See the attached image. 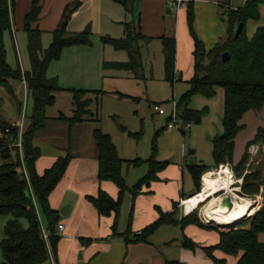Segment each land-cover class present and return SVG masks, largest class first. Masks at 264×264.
<instances>
[{"label":"trees","instance_id":"trees-1","mask_svg":"<svg viewBox=\"0 0 264 264\" xmlns=\"http://www.w3.org/2000/svg\"><path fill=\"white\" fill-rule=\"evenodd\" d=\"M126 10H130L128 0H116ZM187 4V20L190 33L195 41V74L189 81L191 90L176 104L179 117L185 124H199L202 120L200 112L189 109L193 95L199 94L206 98H213L217 88L225 92L224 132L213 140V159L215 165L191 167V174L196 186L194 195L201 192L202 177L220 166L229 165L239 179L244 178L243 192L248 195L259 193L263 181L259 172L247 173L249 163V149L255 144L251 142L246 147L242 159L234 164L235 140L243 130V121L250 112L264 110V28L257 29L255 35L249 38L246 25L250 20L259 21L260 6L264 0H246L245 5L237 10L223 6L222 19L227 24L228 39L218 44L212 50H206L202 41L194 32V5L197 0H184ZM225 3V2H224ZM229 5V2L225 3ZM78 1L70 3L64 10L62 19L53 32V41L47 50L43 49V32L34 28L42 12L41 0H34L29 13L25 16L24 31L28 37V54L31 65L30 72H23L20 66L16 69L8 65L6 51L3 43L4 33L13 28L14 0H0V87L9 84V80L22 81L24 78L28 85L29 98L33 100V111L30 119V128L23 135V161L20 150L16 146L19 140L20 129L11 123L0 120V132L5 133L0 138V216L10 217L5 225V239L0 243V264H44L51 255L57 256L60 234L57 228L60 223V213L51 208L49 198L58 184L65 176L72 156L59 158L56 163L42 175L36 171V162L41 157V151L34 145L37 135L46 127L49 120L48 108L56 103L55 94L62 91L57 78H48L47 73L54 61H58L63 51L73 46H91V27L88 26L81 33H70L68 26L74 14L81 8ZM243 29L238 38L236 30L240 25ZM127 26V25H126ZM129 31V28H126ZM104 45L112 46L117 51H125L129 55L127 63H104L105 68L133 71L140 67L138 58L141 57L139 42L152 41L141 32L128 35L124 39L101 38ZM165 59L166 80L172 84L180 80L176 75V39L172 37L161 38ZM228 53L229 61H223V55ZM74 100V116L69 121L71 128L88 121L94 116L90 110L91 102L86 99L89 94L102 95V91H72ZM22 109V105H21ZM20 109V113H21ZM90 120V121H94ZM97 121V120H96ZM171 118L167 121V127ZM98 122V121H97ZM9 130V132H6ZM264 131V129L261 130ZM94 140L97 148L98 180L114 183L119 189L116 199L100 190L97 197H88L90 203L102 217L115 216L112 227L114 237L120 236L118 232L119 216L121 214L124 197L131 192L133 203L143 188L150 187L152 182L158 181V175L167 168L168 162H159L156 153L147 161L149 171L131 190L126 184L122 169L126 163L141 166L140 159L124 161L119 158L116 147L109 135L103 134L99 129L94 131ZM23 163L26 167L29 180L23 173ZM146 163V162H145ZM192 197V196H190ZM39 209V211H38ZM179 203L174 204L172 214L160 212V218L152 225L132 236L131 222L124 234L128 243H149L155 232L165 225L180 226L182 229L188 225L215 230L220 235L219 243L204 248L207 256L216 264H225V260H217L214 256L220 250L238 259L237 264H264V243L259 236L264 234V205L253 218L233 224L227 231L217 227L205 225L198 217L197 212L187 216L178 217ZM41 217L46 220L42 225ZM26 220L28 227L22 225ZM43 231L49 234L48 240L44 238ZM84 242V240H81ZM183 246L190 250L195 249V243L183 238ZM166 264H180L169 261Z\"/></svg>","mask_w":264,"mask_h":264},{"label":"rangeland","instance_id":"rangeland-1","mask_svg":"<svg viewBox=\"0 0 264 264\" xmlns=\"http://www.w3.org/2000/svg\"><path fill=\"white\" fill-rule=\"evenodd\" d=\"M249 25L252 26L251 28H254L252 22ZM56 28L49 35L48 32H43L39 29L43 32L42 44L44 50H47L52 44L53 32ZM259 28H262V26L260 25L257 29ZM91 34V46L66 48L61 58L58 61H54L55 63L51 64L52 67L50 66L51 69L49 68L50 71L48 70L47 77L52 78V75L56 73L57 67L58 70L68 69L69 65L66 68V59L63 57L66 50L84 47L86 48L85 52H87L88 49L90 62L81 76L74 77L75 82L71 79L61 81L57 78L58 85L62 91L55 94L56 103L47 110L49 120L40 138H44L46 144L49 142L56 147L65 148V155L73 157L75 154L80 153V151L85 150V147H81V143H79L80 139L87 140L89 138V141L95 150H97L93 134L96 129H99L103 134L110 136L121 160L128 162L140 159L144 162V164L137 167L129 165V163L123 166L122 173L126 178L127 186L131 190L147 175L149 171L147 161L155 153L157 161L168 162L167 168L158 176L159 180L155 181L156 183L152 182L154 184L150 189L151 197L142 201L144 208H147L154 201L157 202L155 206L160 205L161 202L164 203L165 198V204L170 203L173 205V202L181 196L183 189L186 193L185 197L191 196L196 192L195 182L190 172L191 167L201 165L213 167L215 165L213 159V140L224 132V90L217 88L216 95L213 98H206L199 94L191 97L189 109L202 114V120L199 124L192 123L190 128L182 126V124L169 128L167 127V121L171 117L174 106L191 90V87L185 80H178L174 84L166 80L163 44L159 41L152 43L141 41L138 45L141 51V57L138 58L139 68L133 71L110 69L105 68L104 63H127L129 60L128 53L117 51L111 46L103 45L101 40L103 34L101 31H95L91 28ZM109 37L119 39V34L114 32ZM3 43L8 65L14 69L20 66L24 72H30L28 37L24 31V21L21 28H19L16 18L12 30L4 33ZM82 63L85 62L78 63V68ZM89 72L95 76V82L86 83L85 80H82ZM12 81L9 80L8 85L0 88V120L14 124L19 118L21 105L22 108L24 107V93L22 89L23 85L21 86V83L13 84ZM82 90L102 91L103 93L102 95L89 94L86 96V99L92 101L90 110L94 116L88 118L87 122L80 123L84 124L82 127H78L79 125L76 124L71 128L70 122L67 119H71L74 116L75 107L72 91ZM25 101H27L26 109L29 117L33 111V100L31 97H26ZM156 105L163 107L167 112L166 115H159L154 110ZM93 119L95 120L90 121ZM172 123L170 121L169 125ZM241 124L244 127L235 140L234 162L238 163L245 154L247 145L255 142L254 146H251L249 149L250 158L245 174L259 172L261 180H264V131L261 133V130L264 129V110L258 113L250 112L246 114ZM124 127L126 130H123ZM29 128L30 119H27L24 125V134H26ZM71 129L73 130L72 133ZM76 130H78L77 134ZM192 152L194 153L191 154ZM243 183L244 178L239 179L235 175L236 186L234 184L232 187L231 194L224 191L220 192L217 197L222 196V200L224 201L228 197L233 200L236 196L240 199H250L255 203V207L240 221L249 223V220L264 205V181L259 193L256 195L244 194L242 189ZM205 206L202 205L199 211H196L199 218L202 217L200 216L201 211ZM132 207L133 198L130 215ZM9 219L10 217L8 216H0V243L5 239V225ZM22 225L27 228V221L22 220ZM211 226L227 231L234 225L224 228L215 225ZM210 233H212V230H205L203 234L205 235L204 238L211 239L214 235ZM0 261H2L1 254ZM214 264L216 263L214 262Z\"/></svg>","mask_w":264,"mask_h":264},{"label":"crops","instance_id":"crops-1","mask_svg":"<svg viewBox=\"0 0 264 264\" xmlns=\"http://www.w3.org/2000/svg\"><path fill=\"white\" fill-rule=\"evenodd\" d=\"M14 1L15 9L12 22L15 24L17 18L18 27L21 28L23 18L29 13L34 0ZM75 1L80 2L82 6L70 21L68 26L70 33H81L87 26L95 31H101L103 34L101 38L109 37L111 33L116 32L119 34V39H124L128 32L132 34L141 32L146 38L152 39L149 43L155 41L162 43L161 38L174 36L176 39V75L181 81L185 80L186 83H189L193 78L195 74V41L188 26L186 2L179 5L176 0H128L130 8L128 11L116 0H42L43 13L41 12L39 20L33 27L48 32V35L51 34L58 25L67 5ZM224 2H229V5ZM245 2L246 0H197L195 2L194 32L206 50H212L228 39L227 24L222 19L223 6L237 10L243 7ZM169 10L170 14L168 13ZM259 11V21L250 20L247 23L249 38L255 35L256 29L260 25L264 27V6H260ZM250 22L253 23L254 28H251ZM126 28H129V31ZM85 49L84 47H76L66 50L63 57L66 59V68L69 65L68 69L58 70L57 67L52 78H58L61 81L71 79L75 82L74 77L81 76L90 62L88 49L87 52ZM82 61L85 63H82L78 68V63ZM82 80L90 83L91 81L95 82L96 78L89 72ZM12 82L13 84L21 83L22 86L21 81L13 80ZM20 116L21 113H19V118ZM78 125V127H82L84 124ZM45 128L34 141V145L41 151V157L36 162V171L40 175L50 169L59 158L66 156L65 148L56 147L49 142L46 144L45 139L40 138ZM77 133L78 130H76ZM79 143H81V147H85V150L72 157L71 165L65 176L49 198L51 208L60 213L59 225H63L65 229L59 235L57 256L44 264H166L169 261L180 264H214L204 250V248L219 243L220 235L213 229L210 234L214 236H209L212 237L211 239H205L204 231L210 229L195 225H188L184 229L180 226L165 225L150 237L149 243L126 242L124 234L129 226L128 221L133 198L131 192L125 194L119 216L118 232L120 236L114 237L112 227L115 216H100L88 197H97L99 191L102 190L116 199L119 195V189L112 182H100L98 180L97 150L89 138L87 140L80 139ZM234 164L237 163L234 162ZM154 183L148 188H143L133 203L131 240L134 235L139 234L159 220L160 212L172 214L175 203H179L178 217L189 215L187 210L180 207L183 200L190 198V196L185 197L184 189L181 196L173 202V205L165 204V198L164 203L161 202L162 205L155 206L157 202L154 201L147 208H144L142 201L151 197L150 189ZM66 206L69 208L68 213L63 216L61 210ZM41 221L42 225L46 226L44 217H41ZM185 236L195 243L194 250L183 246ZM259 240L264 243V234L259 236ZM214 256L217 260H225V264H237L238 261L237 258L228 256L220 250H216Z\"/></svg>","mask_w":264,"mask_h":264},{"label":"bare ground","instance_id":"bare-ground-1","mask_svg":"<svg viewBox=\"0 0 264 264\" xmlns=\"http://www.w3.org/2000/svg\"><path fill=\"white\" fill-rule=\"evenodd\" d=\"M201 192L188 198L185 202L186 210L191 214L199 210L202 205H206L201 211L202 218L207 220L210 225L218 227L231 226L240 222L255 207L250 199L233 198L230 208L222 206V196L217 197L220 192H230L235 184L233 172L228 167H222L218 172L206 174L203 178Z\"/></svg>","mask_w":264,"mask_h":264},{"label":"built area","instance_id":"built-area-1","mask_svg":"<svg viewBox=\"0 0 264 264\" xmlns=\"http://www.w3.org/2000/svg\"><path fill=\"white\" fill-rule=\"evenodd\" d=\"M176 3L177 4H183V3H185V1L184 0H176ZM22 82V85H23V93H24V100H23V105H24V107L22 108V111H21V116H20V118L17 120V122H15L14 124H13V126H17V127H19V129H20V133H19V140H18V143L16 144V146L19 148V150H20V155H21V158H22V161H23V135H24V125H25V122H26V120H27V118H28V112H27V109H26V104H27V101H25V98L27 97V98H29V92H28V85H27V82H26V80H25V78L21 81ZM154 110L159 114V115H166V110L163 108V107H161L160 105H156L155 107H154ZM171 121L173 122L172 124H168V127L169 128H174V126H179V125H181L182 124V126H185V127H187V128H190V125L191 124H185L184 122H183V120L179 117V115H178V113H177V110H176V105L174 106V108H173V110H172V114H171ZM170 123V122H169ZM6 132H9V130H7ZM4 134L5 133H3V132H0V138H3L4 137ZM222 167L223 166H220L219 167V169H216V170H213V171H211V172H209V173H207V174H210V173H212V172H218L219 170H221L222 169ZM227 167H230L229 165H227ZM231 169V168H230ZM232 170V169H231ZM233 172V171H232ZM23 173H24V175H25V177H26V179L27 180H29V177H28V173H27V170H26V167H25V165H24V163H23ZM206 175V174H205ZM204 175V176H205ZM204 176L202 177V182H203V178H204ZM233 176L235 177V174H234V172H233ZM203 184V183H202ZM235 186H236V184H235ZM222 193V192H221ZM186 201H188L187 199L186 200H183L182 202H181V204H180V207H183V209L184 210H186L187 208H186V205H185V202ZM224 201L222 200V203H223ZM221 203V204H222ZM231 206H232V203H231ZM196 211H199V210H195V211H193V212H196ZM192 212V213H193ZM200 220L205 224V225H207V226H211L210 224H208L207 223V220L205 219V218H200ZM64 229H65V227L63 226V225H59L58 226V228H57V231H58V233L59 234H61L63 231H64ZM43 234H44V238L46 239V240H48V238H49V234H47L45 231H43ZM53 258V255H51V257H50V259H52Z\"/></svg>","mask_w":264,"mask_h":264},{"label":"water","instance_id":"water-1","mask_svg":"<svg viewBox=\"0 0 264 264\" xmlns=\"http://www.w3.org/2000/svg\"><path fill=\"white\" fill-rule=\"evenodd\" d=\"M168 13H169V14L171 13L170 10H169ZM242 29H243V25L241 24V25L237 28V30H236L235 38H238V37L240 36V33H241ZM229 60H230V56H229V54H228V53H225V54L223 55V61L226 62V61H229ZM123 130H126V128L124 127ZM193 153H194V152H192L191 154H193ZM231 203H232V200H231L230 197H228V198H226V200H224V202L222 203V205H224L225 207L230 208V207H231ZM68 209H69L68 206L64 207V208L61 210V215L66 216L67 213H68ZM222 228H224V227H222Z\"/></svg>","mask_w":264,"mask_h":264}]
</instances>
